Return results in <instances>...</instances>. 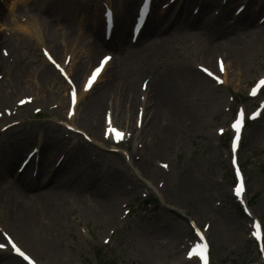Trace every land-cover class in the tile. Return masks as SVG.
<instances>
[{
    "label": "rangeland",
    "instance_id": "obj_1",
    "mask_svg": "<svg viewBox=\"0 0 264 264\" xmlns=\"http://www.w3.org/2000/svg\"><path fill=\"white\" fill-rule=\"evenodd\" d=\"M230 1L217 0L216 4L226 6ZM139 2L135 0L131 16ZM160 2L176 4L177 10L183 0ZM160 2L156 13L162 12ZM126 3L0 0V264L12 255L26 264L8 240L37 264H178L181 260L199 264L201 234L209 239L212 264H264V91L251 95L253 85L264 80V0H232L228 16L235 28L225 39L217 33L223 29L216 24L218 10L214 18L210 13L204 15L212 17L205 20L214 27L209 35L201 33L191 18L190 28L171 36L169 48L154 56L145 49L153 37L131 44L128 33L125 40L117 38L104 46L95 40L92 25L101 27L104 10L111 7L119 16ZM194 12L188 13L195 17ZM245 12L257 13L258 27L255 23L249 29L238 26V17ZM212 38L215 43L239 44L248 53L239 63L221 51L209 60L205 43ZM94 44L101 50L92 57ZM128 44L133 51L127 52ZM43 51L56 59L62 71L46 60ZM129 53L127 74H136L132 82L139 91L137 105L132 112L127 110L130 105L122 101L123 81L110 79L109 70L93 92L108 83L111 98L104 101L98 116L91 112L83 120L85 102L75 108L69 102L71 78L77 69L84 68L76 83L81 91L103 55L113 56L118 66ZM157 84L174 91L183 113L163 152L161 143L151 142L146 134L150 119L144 105ZM256 108L262 110L261 116L251 121L249 115ZM238 112L245 116L237 152L245 178L241 194L235 191L230 148ZM113 130L122 131L125 139L112 143ZM45 134L78 154L82 182L75 179L55 206L34 211L30 223L16 227L10 208L13 197L22 196L17 188L19 168L29 156L26 171L37 168ZM24 140L29 143L19 149ZM15 155L19 157L14 174L1 177ZM53 156L52 165L42 171L40 187L55 171L63 175L62 153ZM146 160L155 167L150 176L138 174L136 168ZM111 173L131 180L133 173L138 176L136 189L126 185L127 192L116 199L115 220L108 223L101 216L108 196L95 202L90 187L99 183L107 193L112 187L107 181ZM256 222L262 227V242L256 240ZM214 227L219 228L223 241L211 240ZM154 248H166L160 253L163 261Z\"/></svg>",
    "mask_w": 264,
    "mask_h": 264
},
{
    "label": "bare ground",
    "instance_id": "obj_2",
    "mask_svg": "<svg viewBox=\"0 0 264 264\" xmlns=\"http://www.w3.org/2000/svg\"><path fill=\"white\" fill-rule=\"evenodd\" d=\"M161 0H152L151 2V11L146 20L142 24V30L139 33V39H152L149 40V42L146 44L145 49L148 50V52L153 53L152 56L156 55L159 52L166 51L169 48V41L172 39L170 38L175 33L179 31L188 30L191 26V22L189 21L192 18V23H196L197 29L201 30V33H204L205 35H209L210 32L214 29L212 25H207L205 23L206 15L207 13H210L211 16L217 13L216 10L219 11V20L216 22V24L219 25V27L223 28L220 29V37H225L233 32L234 30V24H229V16L228 12L230 9L229 6L232 3V0L230 3H226V6H221L220 4H216L217 0H183L181 7H177L178 9L175 10L174 6H167L164 5ZM176 0H171L172 4H174ZM178 1V0H177ZM163 4L162 6V12H155L158 3ZM181 2V1H180ZM135 5V0H127V3L123 7V9H120L119 16L116 14V22H115V28L113 29V36L111 37V42H116L115 40L119 38V40L123 41L126 38V35L130 33L129 27H130V21L133 16H131V12L133 11V6ZM217 7V8H216ZM227 8V10L224 12V9ZM155 9V10H154ZM195 9V17H192L193 15H190L191 13H188L189 11H192ZM122 12V13H121ZM241 13H244L242 11ZM246 13V12H245ZM158 14V15H157ZM256 12L252 14H244L240 18L238 17V26L244 27L245 29H249L253 23L256 22ZM217 15V14H216ZM141 16V15H140ZM138 17V22H140L141 17ZM215 16L213 15V18ZM237 17V16H236ZM144 18V17H143ZM212 20V17H208ZM254 18V19H253ZM119 19V20H118ZM135 19V18H134ZM236 19V18H235ZM212 24H215V20L211 21ZM256 24V23H255ZM258 27V24H256ZM194 25H192L193 27ZM30 27V26H28ZM21 30H24L23 27L20 28ZM19 29V30H20ZM30 29V28H29ZM29 29H26V31H29ZM92 30L96 34L97 38L95 39L98 42L101 43L100 40V31H99V25L93 24ZM108 30L106 29L103 31V35L108 33ZM215 35V34H214ZM215 37V36H214ZM215 38H212L211 41H207L204 45L207 48V57L210 60L215 52L221 51L224 52L228 58L232 59L234 62L239 63L242 62V60L245 58V55L248 53L247 50H245V47H241V45H231L224 42L221 43H215L216 40H213ZM208 40V39H206ZM225 41V40H224ZM102 44L108 45V43L104 42L102 40ZM131 44H128L127 52L133 51L134 48ZM101 50V48L98 46V44H94L92 48V57L95 56L98 51ZM129 53L128 55H124L123 63L116 65L114 63V58L111 60H106V67L102 71V74L98 77V79L95 82V85L89 86L87 82H85L83 88L78 90V86L76 83H80V79L78 78L82 72L84 71V68L79 67L77 69V72L73 75V78H71L72 84L71 89L76 90L77 96L75 101V107L79 105L82 100L85 102L83 112L84 115L82 117L83 120H86V118L89 117L90 113L93 112L95 116H98L100 111L102 110L103 103L105 100H108L111 98L112 94H110V87L109 84L106 83L103 87H101L99 90L94 91L98 84L103 80L104 75L110 72V75L112 76L110 79H121L123 81L122 90L124 92V95L122 96V101L125 103V105H130V108L127 109L129 112L134 109V107L137 105V102H139V91L136 90V86H134L132 80H134V74L128 75L127 71L129 70ZM208 60V61H209ZM56 61V59H55ZM131 71V69H130ZM81 73V74H80ZM126 75H128L126 77ZM92 76V75H90ZM126 77V80H125ZM91 78V77H90ZM204 79H206L204 77ZM125 84V85H124ZM79 85V84H78ZM264 91V87L262 88L261 92ZM93 92V93H92ZM174 91L170 92L160 87L159 84L155 86V88L151 89L147 101H145V110H146V117H149L148 126L146 130L147 138L151 139V142L159 141L161 143L160 151H166L169 148L170 142L172 141V138L175 135L176 129L173 128V126L176 125V122L178 119H181L182 116V110L180 108L181 104H178L177 98L173 95ZM71 100V97H70ZM69 100V102H70ZM1 102V101H0ZM30 103L34 102L33 100H29ZM148 105V107L146 106ZM128 108L127 106H125ZM147 107V108H146ZM8 112V111H7ZM12 112V111H11ZM39 112V111H37ZM36 112V113H37ZM13 113V112H12ZM130 116V115H129ZM119 117V115H118ZM72 119V118H71ZM120 119V118H119ZM127 121V119H126ZM164 124H167L168 128L165 130L163 128ZM175 124V125H174ZM166 126V127H167ZM165 127V126H164ZM172 129V130H171ZM244 129V128H243ZM242 129V130H243ZM97 132V131H96ZM116 132H119L117 130L112 131L111 136V142L115 143L114 137ZM121 132V131H120ZM20 135V133L18 134ZM43 142H41V154L39 157L40 164L34 167V171L30 173V171H26V168L21 173V175L18 176V183L19 186L18 189L21 190V198L17 199L13 197L12 204H11V218L15 219L16 227L23 228V226L28 222H31V216L34 211H45L47 208H50L52 206L56 205V202L61 200L63 198L64 190H66L71 183L75 179H77L79 182H82L83 174L80 173V170L78 171V168L80 167V164L82 163L81 159L79 158L77 153L71 152V150H67L66 147L63 146V143L60 140H57V138L49 136L48 134H45L42 136ZM30 140V139H27ZM29 142L24 140L23 143H20L19 149L25 148ZM62 153L63 155V162L62 167L63 168V175L54 172L51 178L48 179V181L43 185V187H40V177L42 174L43 169H48L49 166L52 165V157L54 153ZM18 154V152H17ZM13 156V155H12ZM18 155L14 156V159L12 162L7 164V168L4 175L1 177H7L8 174H14V168L16 165V161L18 159ZM56 157V155H55ZM57 158V157H56ZM15 160V161H14ZM57 160V159H56ZM131 160V158H130ZM35 162V161H34ZM56 162V161H55ZM65 162V163H64ZM31 163V162H30ZM77 165V166H76ZM134 165V164H133ZM52 168V167H51ZM137 170H139L140 175L142 176H150L152 174V169H154V164L152 162H148L147 160L143 162V165L137 166ZM137 173H133V179L128 178L125 175H119L117 173H111L108 178V182L112 184L111 189L109 191L103 192L102 186L99 183H93V187H90L96 197L95 202H100L103 195H107L108 199L106 200L107 204L103 208V212L101 213V216L104 217V220L108 223H111L115 220V215L118 210L117 207V200L119 197L127 192L126 185H130V188L132 190H135L137 187V181L136 176H138ZM61 175V177H59ZM135 175V176H134ZM113 177V179H112ZM102 181V180H101ZM88 182V179L85 181ZM37 189V190H36ZM33 191H36L33 193ZM107 191V190H106ZM117 199V200H116ZM211 240L213 242H221L224 240V236L219 231V228L214 227L211 232ZM202 241L209 244V239L207 236H202ZM166 248H164L165 250ZM164 250L160 248H154V252L157 254V256L161 259L160 261H163L162 259V253ZM165 255L169 257V253L166 250ZM4 261V260H3ZM6 264H21L20 258L12 255L7 258ZM186 260H181L178 264H185Z\"/></svg>",
    "mask_w": 264,
    "mask_h": 264
},
{
    "label": "snow or ice",
    "instance_id": "obj_3",
    "mask_svg": "<svg viewBox=\"0 0 264 264\" xmlns=\"http://www.w3.org/2000/svg\"><path fill=\"white\" fill-rule=\"evenodd\" d=\"M97 71H99V70H97ZM94 78H95V76H93V79H94ZM89 83H91V81H89ZM235 127H236V130L239 131V129H240V124H239V122H237V124L235 125ZM257 227H259V226H257ZM257 235H258V234H257ZM13 247H15V245H13ZM16 251H17L21 256H24V253L20 252L19 249H16ZM24 259L27 260L28 257H27V256H24Z\"/></svg>",
    "mask_w": 264,
    "mask_h": 264
}]
</instances>
